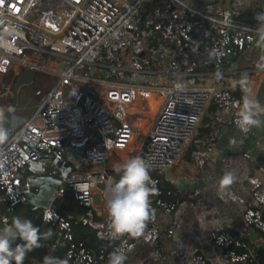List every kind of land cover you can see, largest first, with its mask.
<instances>
[{
	"label": "built area",
	"instance_id": "1",
	"mask_svg": "<svg viewBox=\"0 0 264 264\" xmlns=\"http://www.w3.org/2000/svg\"><path fill=\"white\" fill-rule=\"evenodd\" d=\"M146 1L0 0V44L3 45L0 47V67L14 60L24 65L25 69L40 72L43 68L38 58L50 57L57 67L50 68L49 75L58 77L56 85L36 107L32 116L26 117L19 112L18 107L14 108L9 94L6 105L0 101L4 116L7 112L11 113L9 139L0 145V186L11 207L19 202L25 203L30 194V187L23 183L21 177L29 165H55L63 159L65 141H86L93 131H99L104 143L93 147L87 155V165L92 169L83 175L74 173L63 177V183L72 188L75 199L82 206L99 210L102 207L100 186L105 189L109 184L108 172L105 167H101L113 151H127L131 147L133 131L128 119V108L136 104L140 97L146 99L153 92L166 90L165 102L136 153V157L149 163V170L163 171L180 163L212 104L238 109V100L231 98L226 91L211 87H188L176 80L164 88L159 85L139 87L112 84L105 95L107 105L89 97L84 108L77 106L81 98V91L74 86V80L80 81L77 71L84 67L114 68L102 61L114 57L116 51L125 48L127 28L132 18L148 5ZM168 1L175 6L176 21L163 30L174 46L165 44L168 48L160 53V60L167 67L158 73L162 76L174 79L185 76L191 80H201L213 75L207 72L182 73L171 69L178 51H183L184 43L194 42L191 19H198L201 24L210 27L207 38L203 39L204 43L195 46L197 53L209 47L212 57L217 61L234 50L244 52L247 46L259 40L255 31L259 26L258 21L249 23L233 12V9L243 8L246 1H237L234 6L220 9L205 8L192 0ZM258 72L262 73L264 69ZM39 120H42L40 125ZM107 140H111L109 146ZM152 181V186H155ZM254 195L257 208L248 210L244 219L264 236V185L258 186ZM44 216L46 221L57 225L66 240L71 239L68 221L52 208L47 209ZM0 219L7 221L4 215H0ZM145 232L158 235L156 221L147 225ZM212 240L226 251L233 263L242 262L252 255L250 249L247 254L236 255L233 248L240 246V241L229 233L215 231ZM119 247H124L126 257L133 250L129 239L122 240ZM73 257L74 264L98 263L84 250L78 251ZM99 261L103 262L104 257H100ZM194 264L208 263L204 257L197 256Z\"/></svg>",
	"mask_w": 264,
	"mask_h": 264
},
{
	"label": "crops",
	"instance_id": "2",
	"mask_svg": "<svg viewBox=\"0 0 264 264\" xmlns=\"http://www.w3.org/2000/svg\"><path fill=\"white\" fill-rule=\"evenodd\" d=\"M237 1L247 2L243 8H236L240 15H245L246 10H251V14L255 18V14L258 13L257 0H222L218 6L213 8H228L234 6ZM257 41L253 45L247 46L245 51L240 53L234 71L224 75L211 72L213 75L209 78L201 80L199 78L195 80L187 79L186 82L180 81L178 78H168V76L161 77L162 79L149 76V83L153 82V85L164 88L171 86L176 80L188 87H211L241 95L243 92L237 82L241 80L242 74H247L248 86L252 90L251 96L257 98L260 86L264 83V72H258V70L264 69V44L258 47ZM102 62L103 64H109L107 58H104ZM50 68L55 69L53 66H50ZM109 69H90L88 67L79 69L77 73L80 81L74 80V86L81 91V97H93L99 99L102 104L107 105L105 95L112 84L150 87L147 79L125 82L108 80L107 77L111 73ZM37 77L40 80L39 82L35 81ZM49 77L54 76L40 73L35 76L31 84L23 86L20 104H17L22 115L26 117L33 115L38 106L29 105L26 99L32 90H42V87L46 85L45 81ZM57 80L58 77H56L54 84L49 87L50 89L46 91V95L56 85ZM165 99L166 90L163 89L162 91L153 92L146 99L140 97L136 104L128 108V119L133 131V141L127 151H113L109 158L110 163H105L101 167L107 169L109 182L113 179H119V175L114 170V165L136 157V153L152 129ZM72 102L74 103V101ZM237 103H239L238 109L220 106L210 107L205 117L206 120L204 119L200 129L204 127L208 130V133L211 132L213 143L207 145L206 148L205 140L201 136H196L195 143L187 150L180 163L161 171L164 177L178 190L177 203L174 210L167 211L164 208L155 211L158 235L153 236L145 232V235L140 238H130L133 250L124 264H194V259L197 256L204 257L208 264H232L233 261L227 257L226 251L218 247L212 240V234L215 231L229 233L240 241V246L233 248L236 255L247 254L249 249L252 251L250 245L258 247L263 244L264 236L258 231L261 238L255 240L252 238L256 230L246 223L244 215L248 210L257 208L254 195L255 189L264 185V139L260 140L258 144L261 155L258 154L257 156H250L247 153L231 156L228 154L227 151L230 150L227 148V151L222 149L213 150L219 137L227 130L237 127L235 120L243 101L238 100ZM41 123L42 120H39L38 124ZM93 137H96L95 139H98V142H101L100 144L104 143L102 137L96 135H91L87 141L93 140ZM106 144L109 146L111 140H107ZM87 166L88 168L85 171L79 169L66 176L74 173L83 175V173L92 169L91 166ZM43 167L46 171L57 170L64 173L60 162L50 166L29 165L22 174L24 184L32 187L30 193H36V186H33L31 182L37 178L38 168ZM226 173H231L234 177L233 182L227 186L220 183L221 178ZM107 187L99 191L102 201V207L99 210L91 208L84 210L82 208L85 213L93 211V214H89L87 218L83 216L76 217L78 221H83L96 229L98 228L99 236L102 237H108L106 234L107 226H105V223H108L105 199ZM61 190L56 193V196L61 195ZM53 193H50L46 197V202L42 203V205L49 206L47 209L52 208V199L55 197H53ZM36 202L40 201L36 200ZM25 203L28 204L27 201ZM6 218L7 223L10 225L13 219L12 211L10 216H6ZM0 224L5 226L4 221L1 219ZM0 229H2L1 226ZM238 250L243 252L238 253ZM51 254L52 249L49 251V256Z\"/></svg>",
	"mask_w": 264,
	"mask_h": 264
},
{
	"label": "trees",
	"instance_id": "3",
	"mask_svg": "<svg viewBox=\"0 0 264 264\" xmlns=\"http://www.w3.org/2000/svg\"><path fill=\"white\" fill-rule=\"evenodd\" d=\"M236 16L240 13L233 9ZM256 15V14H255ZM133 22L130 23V33L134 36L133 39H144L146 40V47L149 48V54L156 56L161 52L163 44L159 39L158 31L166 29L167 27L173 25L176 21V17L173 10L164 11L160 8L151 9L149 7L143 8L135 18ZM193 29L192 39L193 43H184V49L177 55L175 59V65L171 69L178 72H215L221 75L225 73L234 71L239 55H241L238 50H234L231 54L224 56L219 61L212 57L209 47H205L204 51L197 53L195 46L203 42V39L207 38L209 32V25L201 24L196 21L190 20ZM127 28V29H128ZM150 34V37H147ZM131 43V40L125 41V48ZM204 43V42H203ZM163 53V52H162ZM142 56V55H139ZM151 56V57H152ZM108 80H118L116 78L115 71L109 70ZM114 74V75H113ZM231 98L235 100H242L245 93L239 95L236 92H229ZM218 107L214 104L213 107ZM206 120V119H205ZM197 136H201L207 145L213 143V137L211 132L208 133L207 129L201 128ZM91 141H85L82 144H75L69 141H65L63 144V159L60 161V166L64 170V174L68 175L76 170L85 171L87 166V155L92 150L93 147L99 145L98 139ZM195 141L192 143V145ZM191 145V146H192ZM59 174H56L59 177ZM151 178L155 182V191L150 196V208L152 213V219L149 221L148 225H151L155 221V211L164 209V206L169 210H174L178 199V190L170 183L159 170H150ZM23 181V174H22ZM24 183V182H23ZM31 190L32 187L30 186ZM61 195H58L52 199L51 206L56 214L64 218L70 223V235L71 239L66 240L57 228L55 223L45 220V211L49 207L48 205H42L40 202H36V199L32 197L33 193H30L27 198V203L30 206V210L26 211L21 219H29L33 224L40 229L41 247L34 249L29 252L23 262V264H37L43 263V258L49 256V251L52 249L51 256L57 257L60 260H66L67 264H74L73 255L80 250L92 257H94L98 263L105 264L108 263L109 254L118 248L121 241L124 239H129L130 237H121L120 239H110L109 237L99 236V229L84 223L83 221H78L77 216H83L87 218L89 214H93V211L85 213L82 210V205L75 199L72 188L68 184H64L61 190ZM11 202L5 197L4 192L0 186V214L10 216L11 212ZM12 223V222H11ZM0 226L5 227L3 224ZM107 226V223H105ZM50 231V235L47 237V242H44V234ZM17 243L21 241L17 240ZM243 243H247L242 241ZM252 255L247 257L239 264H264V244L258 247L251 246ZM242 253L243 251H237ZM104 257V261L100 262L99 258Z\"/></svg>",
	"mask_w": 264,
	"mask_h": 264
},
{
	"label": "clouds",
	"instance_id": "4",
	"mask_svg": "<svg viewBox=\"0 0 264 264\" xmlns=\"http://www.w3.org/2000/svg\"><path fill=\"white\" fill-rule=\"evenodd\" d=\"M255 19L259 23L255 29L259 37L257 46L261 47L264 44V12L257 13ZM237 83L245 95L242 97L243 104L235 123L241 132H248L252 127L264 123L258 119L264 115V106L251 96L247 74H242ZM4 123V111L0 109V145L9 139V131L3 126ZM149 169V163L140 157H132L114 165L119 179L109 182L105 196L108 215L106 234L110 239L116 240L125 236L137 239L145 235L147 225L152 219L150 196L155 191L154 187H150L153 181ZM233 179L231 173H226L220 183L227 186ZM4 223L5 227L0 229V264H23L29 252L41 247L40 229L31 220L20 217H13L10 225L6 220ZM50 234L49 231L44 235ZM17 240L21 243H17ZM126 258L124 247H119L109 254L108 264H124ZM43 264H67V261L45 256Z\"/></svg>",
	"mask_w": 264,
	"mask_h": 264
},
{
	"label": "rangeland",
	"instance_id": "5",
	"mask_svg": "<svg viewBox=\"0 0 264 264\" xmlns=\"http://www.w3.org/2000/svg\"><path fill=\"white\" fill-rule=\"evenodd\" d=\"M228 1V0H225ZM159 5H147L146 7H149L154 9V7H157ZM145 8V7H144ZM250 9V8H249ZM243 19H245L248 22H256L255 18L251 14V10H246L245 15H240ZM135 16L133 17V19ZM133 22V20L131 21ZM168 28V27H167ZM164 29L158 31L159 39L161 43L163 44V48L161 49V54L166 50L168 47H165V44H170V46H174L169 35L163 31ZM131 40V43L127 45V48H124L123 50L116 51V54L114 57H108L109 64H113L114 68L109 69L111 71H115L116 78L120 82L125 81H141L144 79H147V83H149L150 78L149 76L153 78L162 79L161 74H158L162 71H165L167 67L164 65V63L160 60L162 58V55L158 58L156 56H152V54H149V48H147L146 40L142 39H133L134 36L130 33V28L127 29L126 39ZM150 37V34L147 36ZM181 52V51H180ZM178 51V54H180ZM142 55V56H139ZM152 56V57H151ZM38 61L40 65L42 66V73L49 74L48 69L50 66L56 68L57 65L53 63V59L50 57H41L38 58ZM118 67V68H117ZM23 68L25 69L24 65H20L19 62L11 60L6 62L3 66L0 67V101L3 105L7 104V94H9V100H13V92L14 87L17 81L18 76L23 72ZM171 72V70H170ZM114 75V74H113ZM177 78L180 81H187L188 77H181L177 76ZM39 82V78L37 77L36 80ZM56 81V77H49L48 80L45 81V86L42 87V90H32V92L29 94L27 100V103L29 105L34 104L35 106H39L43 99L48 95H46V91L50 89L49 87L54 84ZM35 82V83H37ZM146 83V85H148ZM150 87L154 84L153 82H150ZM149 86V85H148ZM23 87L19 89L17 92V100L18 104H20V97ZM214 104L211 105V107ZM107 164L110 163V159L106 162ZM110 166V165H109ZM101 169H105L104 167ZM107 170V169H106ZM38 176L35 178L31 183L33 186H36V193L32 194V197L40 203L46 202V197L50 195V193H53V197L56 195V193L62 189L64 186L63 183V177H67L64 173L58 172L57 170L53 171H46L43 168H38ZM59 174V177L57 175ZM40 189L39 191H37Z\"/></svg>",
	"mask_w": 264,
	"mask_h": 264
},
{
	"label": "water",
	"instance_id": "6",
	"mask_svg": "<svg viewBox=\"0 0 264 264\" xmlns=\"http://www.w3.org/2000/svg\"><path fill=\"white\" fill-rule=\"evenodd\" d=\"M194 3L208 8L216 7L220 4L222 0H192ZM258 2V13L264 12V0H257ZM146 3L149 5H159L158 8L164 11L173 10L175 6L171 4L168 0H147ZM192 21H195L196 19H191ZM161 54H158V57H160ZM35 79L34 70L27 69L23 71L19 77L17 78L14 92H13V100H12V106L14 108L17 107L18 100H17V92L19 89L25 85L31 84ZM258 102L264 106V83L260 86L259 94L257 95ZM86 101V97L82 96L77 105L80 108H84V104ZM258 119H261L264 121V115H261L258 117ZM11 122V113L7 112L5 114V123L4 127L6 129L9 128ZM93 135H96L98 137H101V133L99 131H93ZM264 139V123H262L258 127H252L249 132H241L237 127H233L229 130H227L215 143V147H213V150H225L229 149L230 151H227L229 155L231 156H237L244 153H247L250 156H257L260 154L258 144L260 140ZM227 148V149H226ZM101 189H103V186H100ZM84 210H89V207H82ZM12 210V217H22V214L26 211L30 210V206L26 203L19 202L11 207ZM263 215H264V208H263ZM252 238L258 239L261 238L260 234L255 231L252 235ZM47 237L44 235V242H47ZM263 244H264V240ZM237 264V263H232Z\"/></svg>",
	"mask_w": 264,
	"mask_h": 264
},
{
	"label": "flooded vegetation",
	"instance_id": "7",
	"mask_svg": "<svg viewBox=\"0 0 264 264\" xmlns=\"http://www.w3.org/2000/svg\"><path fill=\"white\" fill-rule=\"evenodd\" d=\"M202 7H203V6H202ZM205 8H208V7H205ZM158 9H159V8H158ZM211 9H214V8H211ZM173 11H174V9H173ZM195 21H196V22H199L198 19H196ZM199 23H200V22H199ZM27 69H28V68H27ZM27 69H24V68H23V71H25V70H27ZM40 73H42V71H40V72L38 71V72H37V71L34 70V74H35V76L38 75V74H40Z\"/></svg>",
	"mask_w": 264,
	"mask_h": 264
}]
</instances>
